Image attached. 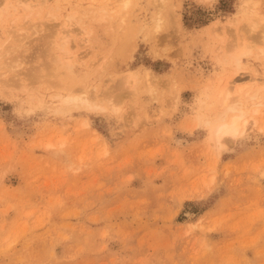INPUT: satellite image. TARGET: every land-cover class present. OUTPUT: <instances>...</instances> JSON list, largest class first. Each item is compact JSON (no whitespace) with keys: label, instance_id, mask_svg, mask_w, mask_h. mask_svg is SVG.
I'll list each match as a JSON object with an SVG mask.
<instances>
[{"label":"rangeland","instance_id":"obj_1","mask_svg":"<svg viewBox=\"0 0 264 264\" xmlns=\"http://www.w3.org/2000/svg\"><path fill=\"white\" fill-rule=\"evenodd\" d=\"M19 1L0 0V264H264V0ZM223 89L257 122L219 146Z\"/></svg>","mask_w":264,"mask_h":264},{"label":"bare ground","instance_id":"obj_2","mask_svg":"<svg viewBox=\"0 0 264 264\" xmlns=\"http://www.w3.org/2000/svg\"><path fill=\"white\" fill-rule=\"evenodd\" d=\"M21 1H29V0H20ZM47 0H39V2L45 3ZM1 16V13H0ZM251 27H258L259 31V38L260 41L264 43V19L260 18L255 20L252 24ZM12 31V30H11ZM66 41V40H65ZM63 44L65 42L63 41ZM20 47V46H19ZM12 49V48H11ZM253 46L250 44V42L244 38L241 44L238 46H235L233 48H230L231 54L233 59L237 62V64H241L244 56H247L253 52ZM66 53L69 52V50H65ZM261 52L264 54V47L261 48ZM256 76V75H255ZM259 79V77H254V80ZM259 81V80H258ZM127 85H129V82H126ZM229 89V85L226 86ZM264 88V84L262 87H259L255 92H252L249 94L250 97H258L260 96V90ZM89 91V90H88ZM224 89L220 91V96L225 95L223 98V101L221 102L222 106V111L220 114H218V118L215 121H211L212 123V129H213V135L216 140V142L219 144V146H223L225 140H229L227 138H236L240 135H243L244 133L247 132L249 126L252 124H255L257 120L254 118H251L252 120H249L245 116V111L243 105L244 102L242 101L241 97L237 95L236 97H232L231 90H228L226 93H223ZM89 93V92H88ZM87 93V94H88ZM83 95V94H82ZM82 95H76L73 94V92H69L66 97V101H83L87 103L89 106L92 105L91 102L88 100L89 98L87 96H82ZM256 104L259 103V101H255ZM261 104V101H260ZM259 104V105H260ZM254 112H259L260 108L255 107L253 109Z\"/></svg>","mask_w":264,"mask_h":264}]
</instances>
